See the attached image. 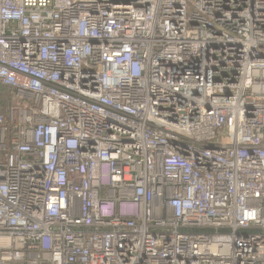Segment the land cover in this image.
<instances>
[{
  "label": "built area",
  "instance_id": "1",
  "mask_svg": "<svg viewBox=\"0 0 264 264\" xmlns=\"http://www.w3.org/2000/svg\"><path fill=\"white\" fill-rule=\"evenodd\" d=\"M0 264H264V0H0Z\"/></svg>",
  "mask_w": 264,
  "mask_h": 264
},
{
  "label": "water",
  "instance_id": "2",
  "mask_svg": "<svg viewBox=\"0 0 264 264\" xmlns=\"http://www.w3.org/2000/svg\"><path fill=\"white\" fill-rule=\"evenodd\" d=\"M115 2H122V3H130V2H135L137 0H113Z\"/></svg>",
  "mask_w": 264,
  "mask_h": 264
}]
</instances>
